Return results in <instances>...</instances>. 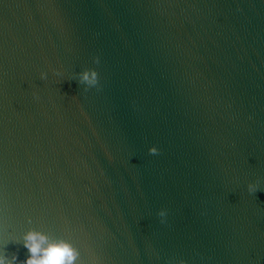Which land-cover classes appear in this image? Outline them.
<instances>
[{
	"label": "water",
	"instance_id": "95a60500",
	"mask_svg": "<svg viewBox=\"0 0 264 264\" xmlns=\"http://www.w3.org/2000/svg\"><path fill=\"white\" fill-rule=\"evenodd\" d=\"M29 228L78 264H264V0H0V250L18 264Z\"/></svg>",
	"mask_w": 264,
	"mask_h": 264
},
{
	"label": "clouds",
	"instance_id": "9594fccd",
	"mask_svg": "<svg viewBox=\"0 0 264 264\" xmlns=\"http://www.w3.org/2000/svg\"><path fill=\"white\" fill-rule=\"evenodd\" d=\"M99 57L94 59V63H99ZM46 74L41 73V78H45ZM79 83L84 85L85 90L96 87L99 83V73L95 68H85L77 73ZM149 153L155 155L159 149L155 145L148 149ZM257 186L250 183L248 185L249 192H255ZM161 223L165 221L167 210L161 209L158 214ZM11 240L22 243L27 249L28 255L19 262V264H78L80 252L64 238L53 237L47 232L29 228L22 232L19 237L13 236ZM0 264H18L17 256L9 257L0 250ZM179 264H184V261H179Z\"/></svg>",
	"mask_w": 264,
	"mask_h": 264
}]
</instances>
